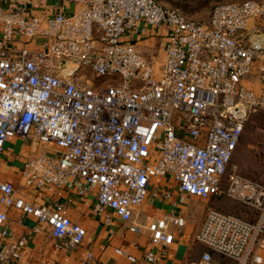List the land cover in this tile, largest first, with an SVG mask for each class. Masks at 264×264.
Instances as JSON below:
<instances>
[{"label":"built area","instance_id":"obj_1","mask_svg":"<svg viewBox=\"0 0 264 264\" xmlns=\"http://www.w3.org/2000/svg\"><path fill=\"white\" fill-rule=\"evenodd\" d=\"M83 1L79 11L47 19L29 16L23 0L11 11L0 6V151L11 136L33 137L46 149L24 163L28 189L95 188L96 214L114 212L161 247L186 218H134L151 179L171 176L179 191L202 198L227 196L255 216L210 207L196 235L207 250L187 264H227L214 253L230 264H264V183L233 162L250 114L264 112V0L219 3L207 22L158 0ZM153 26L166 37L156 66L127 38ZM87 72L119 77L97 85ZM11 207L35 217L37 230L49 227L62 248L86 238L54 196L37 205L0 179V264H18L30 241L14 237Z\"/></svg>","mask_w":264,"mask_h":264},{"label":"crops","instance_id":"obj_2","mask_svg":"<svg viewBox=\"0 0 264 264\" xmlns=\"http://www.w3.org/2000/svg\"><path fill=\"white\" fill-rule=\"evenodd\" d=\"M15 1L0 0V6L6 11H11ZM23 1L27 4L29 16L36 15L43 19L58 12L72 14L84 6L83 0ZM127 38L132 40L137 49L147 59L152 60L155 66L157 61L165 57L166 37L163 27H147L143 33L133 31ZM45 149L46 146L37 143L33 137L11 136L0 151V179L14 184L24 198L37 205L54 196L65 205L67 216L87 230V235L80 246L73 249L62 248L56 245L49 227L42 226L37 230L35 217L11 207L8 209L7 224L14 237L30 235L29 245L24 249L18 264H187L207 250L196 240V235L209 207L216 204L226 208L229 204L215 203L210 200L211 197L196 201L194 195L179 191L177 182L171 176L154 177L151 179V192L136 209L134 218L143 221L147 216L161 217L169 213L180 214L186 218L183 227L175 228V240L172 244L166 247L157 246L152 243L148 230H129V223L122 221L114 212L96 214L92 209L96 201L95 188H92L88 195L78 194L73 185L62 186L55 193L48 189H28L23 178L24 163L31 154ZM154 190L160 193L170 192V198H155L152 196ZM150 251L157 255L154 263L144 260V255ZM89 253L92 257H88ZM127 255L137 260L132 261Z\"/></svg>","mask_w":264,"mask_h":264},{"label":"rangeland","instance_id":"obj_3","mask_svg":"<svg viewBox=\"0 0 264 264\" xmlns=\"http://www.w3.org/2000/svg\"><path fill=\"white\" fill-rule=\"evenodd\" d=\"M161 5L168 8H177L185 13L189 18L207 22L211 16L212 8L223 1L217 0H158ZM224 1H243V0H224ZM157 61L156 64H158ZM88 78L94 80L97 85H107L113 78L119 77L118 75L95 77L93 74L87 72ZM233 162L240 168L241 173L253 178L261 183H264V112L251 113L241 136L239 146L233 156ZM196 201H204L202 197L194 195ZM213 202L229 203L226 208L224 205H212L211 207L217 208L225 212H231L245 218H253L255 212L231 199L227 196H214L211 197ZM210 208V207H209ZM253 213V214H252ZM255 218V217H254ZM203 245V244H202ZM204 246V245H203ZM214 258L218 263H232L227 258L214 253ZM234 264V263H233Z\"/></svg>","mask_w":264,"mask_h":264},{"label":"trees","instance_id":"obj_4","mask_svg":"<svg viewBox=\"0 0 264 264\" xmlns=\"http://www.w3.org/2000/svg\"><path fill=\"white\" fill-rule=\"evenodd\" d=\"M217 1H223V2H226V1H224V0H217ZM220 3H222V2H220ZM218 4H219V3H218ZM216 5H217V4H216ZM216 5H215V6H216ZM215 6H214V7H215ZM214 7L212 8V10L214 9ZM212 10H211V12H212Z\"/></svg>","mask_w":264,"mask_h":264}]
</instances>
